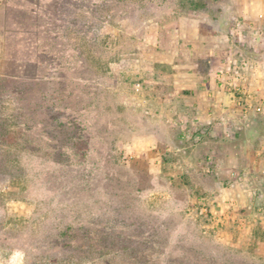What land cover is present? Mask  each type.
<instances>
[{
	"label": "rangeland",
	"instance_id": "rangeland-1",
	"mask_svg": "<svg viewBox=\"0 0 264 264\" xmlns=\"http://www.w3.org/2000/svg\"><path fill=\"white\" fill-rule=\"evenodd\" d=\"M88 1L87 22L79 25L58 16L82 11L86 3L79 0H8L0 9V58L3 42L21 56L49 45L46 29L64 33L73 25L89 32V44L100 34L94 42L109 67L99 86L103 130H97L95 112H87V143L79 144L84 152L68 161L16 152L13 145L0 143V264H62L49 261L46 252L69 255L59 245L70 224L115 222L123 227L124 221L134 222L135 229L146 226L158 236L156 249L165 256L209 254L218 264H264V163L257 160L256 170H244L249 153L264 151L259 141L264 110L245 112L248 102L240 86L245 103L236 92L242 111L231 115L237 126L209 134L198 144V130L186 127L181 93L164 99L173 92L169 78L176 73L175 64L199 62V50L209 54L216 49L217 64L236 59L231 68L235 77L253 73L255 63L264 61V2ZM54 41L56 52L75 42L64 34ZM56 56L62 60L61 53ZM5 64L4 71L18 75L12 86L35 71L17 59ZM257 65L261 73L264 67ZM21 96L22 103L29 98L6 91L0 100L16 105ZM167 104L176 111L163 110ZM31 136L39 142L36 134ZM231 152L239 155L233 163L240 171L236 175L228 159ZM208 154L215 159L208 160ZM164 255L156 253L153 259Z\"/></svg>",
	"mask_w": 264,
	"mask_h": 264
},
{
	"label": "trees",
	"instance_id": "trees-1",
	"mask_svg": "<svg viewBox=\"0 0 264 264\" xmlns=\"http://www.w3.org/2000/svg\"><path fill=\"white\" fill-rule=\"evenodd\" d=\"M79 1L82 4L86 3L82 11L73 9L69 15L60 12L59 19L71 17L73 25H79L81 22L86 24L85 15L91 10L88 5L91 1ZM73 25L71 28L68 27L70 31L64 33L46 29L43 33L45 39L50 41L49 45L40 44L39 50L37 48L29 54L21 56L18 53L13 54L6 43L2 44L3 70L9 59H17L23 62L24 66L35 69L31 76L17 79L21 83L18 86L11 84L17 78L15 75L0 76V99L6 91H17L29 97L22 103L24 97L21 96L18 104L13 103L10 106H7L4 100L2 102L0 100V143H6L10 147L13 145L12 149L16 152L39 153L46 158L64 156L69 161L72 155L79 154L80 150L85 151L83 148L79 149V144L87 143L85 132L87 112H95L97 130L98 132L103 130V127L99 128L102 120L100 106L102 90L99 86L103 84L100 76L106 74L109 67L102 57L103 53L99 52L100 46L94 42L100 34L93 35L94 40L89 44L88 41L91 40L89 32L77 26L73 28ZM58 34L66 35L69 41L75 40L67 44L69 50L57 49L62 55V60L57 58L56 50L52 49ZM66 52L70 54L66 56ZM60 62L63 66L59 65ZM37 94L39 99H32ZM7 102L10 103V100ZM63 132L64 135L59 137ZM35 134L39 137V142L31 136ZM11 135L15 137L13 141L8 140ZM107 223L93 224L92 227L70 224L62 235L64 243L59 245V248L67 249L69 255L63 254L59 257L48 251L46 252L48 260L61 261L62 264H88L96 259L101 260L102 264H218L217 257L209 254H195L189 258L165 256L164 251L156 249L159 237L151 235L146 226H136V231L134 222L124 221L121 224L123 227L116 225L115 222ZM109 224L111 226H108ZM127 229H130V232H126ZM55 238L59 241L60 237ZM156 253L164 255L163 259H153ZM227 263L228 261L224 262Z\"/></svg>",
	"mask_w": 264,
	"mask_h": 264
},
{
	"label": "crops",
	"instance_id": "crops-1",
	"mask_svg": "<svg viewBox=\"0 0 264 264\" xmlns=\"http://www.w3.org/2000/svg\"><path fill=\"white\" fill-rule=\"evenodd\" d=\"M261 3L264 0H260ZM8 4V0H0V9ZM260 16L264 17V11L260 12ZM198 31V36L200 35ZM201 36V35H200ZM199 36V37H200ZM213 38V35L210 36ZM158 42V39H156ZM157 44V43H156ZM1 47V41H0ZM202 57L199 62H191L186 59L185 62L175 64L176 73L169 78L171 82V89L173 92H169L164 95V99H168L171 95L181 93L185 103L182 105L181 111L185 113L186 127H194L197 131V139L199 143L205 141L209 134L217 136V133L223 131V129H232L237 126L236 121L232 119L231 115L236 112L242 111L239 101L236 96V86H243L245 97L248 102L245 112L258 110H264V70L259 73L256 67L263 66L264 61L256 62L254 72L249 76L240 75L235 77L231 73L233 62L236 59L226 58L225 65L217 64V50L211 48L209 54L207 50H199ZM215 55H213V54ZM2 60L0 58V76H8L12 73L4 71L2 69ZM13 75L17 76V74ZM244 106V105H243ZM163 110H169L170 112L176 111V106L173 104H167ZM194 115L192 120L190 117ZM248 125V122H247ZM250 139V138H249ZM244 142L250 143V140ZM260 143H264V134L259 137ZM249 153V152H248ZM252 156H254L252 158ZM248 167H244L245 173L254 171L257 169L255 163L257 160L264 163V151L259 150L253 155L249 153ZM208 160H214L213 154L207 155ZM228 159L234 168L231 170L232 174H239L238 168L233 163L239 159V155L236 152L228 154ZM261 172L264 173V165L261 167ZM244 221L241 220V223Z\"/></svg>",
	"mask_w": 264,
	"mask_h": 264
},
{
	"label": "built area",
	"instance_id": "built-area-1",
	"mask_svg": "<svg viewBox=\"0 0 264 264\" xmlns=\"http://www.w3.org/2000/svg\"><path fill=\"white\" fill-rule=\"evenodd\" d=\"M236 91L240 94L239 98H240V102L241 103H245V99H244V96L241 94L243 91H242V88L240 86H236ZM258 110H261L260 107L257 108Z\"/></svg>",
	"mask_w": 264,
	"mask_h": 264
}]
</instances>
